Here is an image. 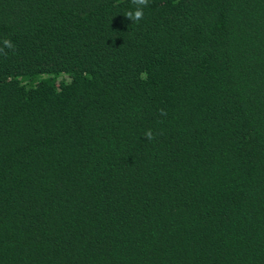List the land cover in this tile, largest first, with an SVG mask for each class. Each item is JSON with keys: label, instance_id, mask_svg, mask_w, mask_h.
I'll return each instance as SVG.
<instances>
[{"label": "trees", "instance_id": "16d2710c", "mask_svg": "<svg viewBox=\"0 0 264 264\" xmlns=\"http://www.w3.org/2000/svg\"><path fill=\"white\" fill-rule=\"evenodd\" d=\"M0 264H264V0H0Z\"/></svg>", "mask_w": 264, "mask_h": 264}]
</instances>
